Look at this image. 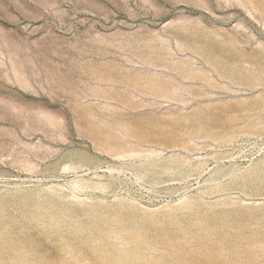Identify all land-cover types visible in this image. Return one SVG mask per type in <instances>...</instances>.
Returning a JSON list of instances; mask_svg holds the SVG:
<instances>
[{
    "label": "rangeland",
    "instance_id": "rangeland-1",
    "mask_svg": "<svg viewBox=\"0 0 264 264\" xmlns=\"http://www.w3.org/2000/svg\"><path fill=\"white\" fill-rule=\"evenodd\" d=\"M263 118L264 0H0V264H264Z\"/></svg>",
    "mask_w": 264,
    "mask_h": 264
},
{
    "label": "bare ground",
    "instance_id": "bare-ground-1",
    "mask_svg": "<svg viewBox=\"0 0 264 264\" xmlns=\"http://www.w3.org/2000/svg\"><path fill=\"white\" fill-rule=\"evenodd\" d=\"M191 77V76H190ZM152 79V78H151ZM139 80V79H138ZM153 81H155V80H153ZM167 86V85H166ZM165 90V89H164ZM169 90V89H168ZM171 91V90H170ZM161 93V92H160ZM264 119V118H263ZM75 167V166H74ZM51 201V200H50ZM202 227V226H201ZM204 230V229H203ZM186 234V233H185ZM254 238V237H253ZM184 241V240H183ZM180 242V241H179ZM4 243V242H3ZM181 248V247H180ZM239 248V247H238ZM237 248V249H238ZM253 248V247H252ZM132 249V248H131ZM179 249V248H178ZM18 250V249H17ZM231 250V249H230ZM220 251H222V250H220ZM5 252V251H4ZM222 253V252H221ZM219 254V253H218ZM225 255V254H224ZM237 256V255H236ZM254 256V255H253ZM253 261V260H252ZM223 262V261H222ZM26 264V263H25ZM129 264V263H128ZM250 264V263H249Z\"/></svg>",
    "mask_w": 264,
    "mask_h": 264
}]
</instances>
